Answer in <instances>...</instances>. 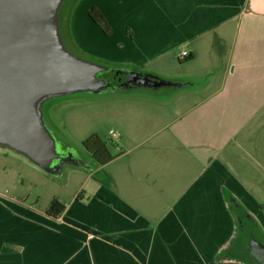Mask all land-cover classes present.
Returning <instances> with one entry per match:
<instances>
[{
  "label": "crops",
  "instance_id": "0c3cea01",
  "mask_svg": "<svg viewBox=\"0 0 264 264\" xmlns=\"http://www.w3.org/2000/svg\"><path fill=\"white\" fill-rule=\"evenodd\" d=\"M66 33L120 73L200 90L169 114L151 91L104 100L114 157L69 165L44 198L11 165L40 169L0 149V264H250L232 207L264 238V0H78ZM53 198L65 205L56 217Z\"/></svg>",
  "mask_w": 264,
  "mask_h": 264
},
{
  "label": "water",
  "instance_id": "95a60500",
  "mask_svg": "<svg viewBox=\"0 0 264 264\" xmlns=\"http://www.w3.org/2000/svg\"><path fill=\"white\" fill-rule=\"evenodd\" d=\"M65 1L0 0V149L53 176L65 165L83 164L73 148L57 149V140L42 119L44 100L115 86L158 89L174 83L143 73L121 82L118 69L75 53L61 30ZM245 251L255 264H264V243L252 233Z\"/></svg>",
  "mask_w": 264,
  "mask_h": 264
},
{
  "label": "rangeland",
  "instance_id": "374dc122",
  "mask_svg": "<svg viewBox=\"0 0 264 264\" xmlns=\"http://www.w3.org/2000/svg\"><path fill=\"white\" fill-rule=\"evenodd\" d=\"M77 1L78 0H66L61 9V30L66 42V29L68 27L69 16L74 9ZM72 50L84 58L90 59L96 63L106 65L111 69H116V67L111 63H108L107 61L99 57L88 56L76 49ZM194 83L192 84V87L188 85L177 88L161 87L156 91H151L153 97H155L154 99H157L158 104L163 103L159 104L156 109H161L165 114H169L171 113V111H174L175 107L180 106L181 96H178L179 94L183 93L184 91L191 90L196 92V90H200L199 87H197V83H201L200 80L194 79ZM136 92L137 91L135 90L122 91L114 88L98 93L75 92L66 95L54 96L43 101L41 105L42 119L47 129L56 138L58 150L69 147L73 148L77 153H79L82 157L88 159L91 164H93L92 158L82 146V141L92 133H97L105 140L108 139L107 128H105V125L101 121L100 110L102 102L104 100H108L109 98L116 97L117 95L127 96L133 95V93ZM107 141L110 149L113 150V144H111L109 140ZM69 167L71 166H64V171L62 170V173L60 175L56 174L55 176H53L46 174L41 170H39L41 172H39L38 170H35V172H31V168H26V166H24L23 164H19V162L17 164L15 160L13 165H11L14 174H19V176H22V178H35L41 181L39 183L38 189L30 187L32 190L39 192L41 198L47 197L50 194H53V192H57L58 189H60L58 188V184L52 183H54L55 180L65 177V175L67 176ZM68 178L69 176H67V179ZM69 183L72 182H67V191L73 188V185L69 186Z\"/></svg>",
  "mask_w": 264,
  "mask_h": 264
},
{
  "label": "trees",
  "instance_id": "16d2710c",
  "mask_svg": "<svg viewBox=\"0 0 264 264\" xmlns=\"http://www.w3.org/2000/svg\"><path fill=\"white\" fill-rule=\"evenodd\" d=\"M88 17L92 20L94 24L105 34L109 35L112 32V28L95 6H91L87 10ZM190 55H187L185 59H189ZM181 82H174L171 88H175L180 86ZM82 146L86 150V152L91 156L93 160V164L102 165L106 162L110 161L114 155L110 151V147L108 145V141L103 139L97 133H92L87 136L82 141ZM64 203L60 202L58 199L53 198L50 200L45 212L47 215L56 217L59 215L64 209ZM234 215L237 219L238 223V231H237V243L238 248L236 249L237 254L240 258L245 259L250 264H255L248 253L245 251V242L249 233H252L257 239L264 243V238L258 232L256 225L253 219L248 215L246 211H244L239 205L232 207Z\"/></svg>",
  "mask_w": 264,
  "mask_h": 264
},
{
  "label": "flooded vegetation",
  "instance_id": "af4514ba",
  "mask_svg": "<svg viewBox=\"0 0 264 264\" xmlns=\"http://www.w3.org/2000/svg\"><path fill=\"white\" fill-rule=\"evenodd\" d=\"M135 75H136V73L134 74V73L123 71L122 73H120V81L123 82V81H126V80H130ZM116 76H117V74H115V73L112 74V78H115ZM146 76H148V75H146ZM114 88H117V89L122 90V91L135 90V91H152L153 92V91L157 90V89H154V88H145V87H141V86H133L131 88H123V87L115 86ZM65 149H67V148H65ZM78 155L80 157V160H81V163L83 164V166L91 164V162L88 159L82 157L79 153H78Z\"/></svg>",
  "mask_w": 264,
  "mask_h": 264
},
{
  "label": "built area",
  "instance_id": "2783aa9c",
  "mask_svg": "<svg viewBox=\"0 0 264 264\" xmlns=\"http://www.w3.org/2000/svg\"><path fill=\"white\" fill-rule=\"evenodd\" d=\"M187 55H188V52L184 50L180 52V54L178 55V58H186Z\"/></svg>",
  "mask_w": 264,
  "mask_h": 264
}]
</instances>
